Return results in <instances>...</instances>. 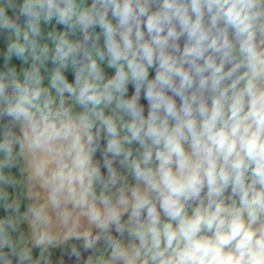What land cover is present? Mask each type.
<instances>
[{"label": "clouds", "instance_id": "obj_1", "mask_svg": "<svg viewBox=\"0 0 264 264\" xmlns=\"http://www.w3.org/2000/svg\"><path fill=\"white\" fill-rule=\"evenodd\" d=\"M0 40V264H264V0H0Z\"/></svg>", "mask_w": 264, "mask_h": 264}, {"label": "water", "instance_id": "obj_2", "mask_svg": "<svg viewBox=\"0 0 264 264\" xmlns=\"http://www.w3.org/2000/svg\"><path fill=\"white\" fill-rule=\"evenodd\" d=\"M55 259L56 264H77L84 261L83 256L77 260L75 257L65 255L63 251L56 253Z\"/></svg>", "mask_w": 264, "mask_h": 264}, {"label": "trees", "instance_id": "obj_3", "mask_svg": "<svg viewBox=\"0 0 264 264\" xmlns=\"http://www.w3.org/2000/svg\"><path fill=\"white\" fill-rule=\"evenodd\" d=\"M90 2H91V0H89V3H90ZM96 31H99V28H97ZM3 46H4L3 41L0 40V47H3ZM0 63H2V59H0ZM13 63H19V61L15 60V58H14V59H13ZM106 71H107L109 74H111L113 70H111V69H107V68H106ZM68 75H69V78L72 79V75H71V73H69ZM97 158H99V153L97 154ZM12 171H13V172H16V169H12ZM129 180L131 181V177H129ZM0 215H3V210H2V209H0ZM61 251H63V250H61V249H57L56 253L61 252ZM83 263H84V261H82V262H80V263H77V264H83Z\"/></svg>", "mask_w": 264, "mask_h": 264}, {"label": "rangeland", "instance_id": "obj_4", "mask_svg": "<svg viewBox=\"0 0 264 264\" xmlns=\"http://www.w3.org/2000/svg\"><path fill=\"white\" fill-rule=\"evenodd\" d=\"M133 91H134L133 86L129 85V95H131ZM141 103L145 106V114H147V101L143 99V96L141 99Z\"/></svg>", "mask_w": 264, "mask_h": 264}, {"label": "crops", "instance_id": "obj_5", "mask_svg": "<svg viewBox=\"0 0 264 264\" xmlns=\"http://www.w3.org/2000/svg\"><path fill=\"white\" fill-rule=\"evenodd\" d=\"M154 70H150V77L154 76ZM84 264V263H83Z\"/></svg>", "mask_w": 264, "mask_h": 264}]
</instances>
